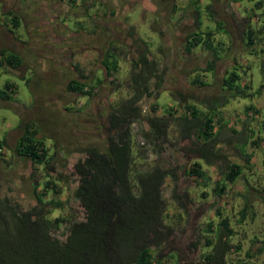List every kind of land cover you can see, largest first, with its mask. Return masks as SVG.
Segmentation results:
<instances>
[{
    "label": "rangeland",
    "instance_id": "obj_1",
    "mask_svg": "<svg viewBox=\"0 0 264 264\" xmlns=\"http://www.w3.org/2000/svg\"><path fill=\"white\" fill-rule=\"evenodd\" d=\"M10 1L12 7L23 9L24 5L30 2ZM77 1L80 2L74 0L72 5L77 4ZM113 4L115 13L118 14L115 19L122 25L118 28L116 41L111 44L116 52L117 70L111 73L108 80L105 79V82L110 83L105 103L118 107L131 94L127 47L132 39H124L126 32L130 31L129 28L134 36L145 43L149 55L158 62V67L165 68L164 81L157 90L156 99L143 100L141 108L143 114L167 117L169 123L165 129L166 134L153 141L149 128L143 121H132L128 126L131 156L134 157L135 165L133 168L138 169L140 166L138 170L141 171L144 164L152 166L157 159L152 148L155 147L154 144H160L164 150L161 157H158V162L168 161L176 174L174 179L166 177L161 186L162 209L168 217L164 223L169 225L170 235L167 245L165 243L154 251V255L160 252V255L164 256L170 251L172 254L176 251L182 262L197 260V255L205 250L202 240L204 236L211 237L214 241V226L218 221L214 212L218 209L228 218L230 227L235 232L229 239L231 251L227 260L230 263L239 262L238 264H246L249 261L264 264V88L260 93L256 91L264 83V0H114ZM173 5L177 7L176 11H173ZM78 6L69 7V11L65 8L64 24L69 31L78 27L79 32L83 31L82 40H85L86 33H92L93 28L82 19L79 14L81 8ZM5 7H0V25L4 19L1 12ZM98 7L102 8L100 5ZM194 8L200 11L201 25L198 29L193 20ZM27 9L29 8L26 7ZM210 9L212 18L208 16ZM95 12L100 13L93 9L89 14L93 15ZM216 20L222 22L220 29L216 28ZM248 27L254 31L256 37L253 45L247 43ZM8 29L0 26V48L10 49V44L7 43H10L11 39H8V42L4 39V35L12 37ZM208 30L213 33L212 48L219 58L212 72L202 71L206 62L213 57L209 49L198 45L188 52L184 50L191 32L204 33ZM158 31L160 35L157 34ZM13 32L23 39L24 32L21 28L13 29ZM99 39L100 35H94L91 43L88 41L87 45L95 46ZM91 54L92 57L88 58L89 65L87 68L82 67L80 72L87 78L85 81L87 88H91L92 99L90 96L67 93L64 83L70 76L62 75V68L52 65L45 57H40V64H34V59L29 57V65H21L16 70L5 71L0 68V88L4 82H11L15 86L13 94L9 93L6 100L0 99V202L10 203L12 206L15 204L21 210L36 205L34 198L36 194L39 195V188L36 192H33L32 188L36 180L37 186H41V178L45 173L41 170L42 167H31L28 160L13 152L15 142L21 134L19 120L33 123V127L38 130L36 137L43 140L49 150L48 154L52 157L50 165L62 174L69 175L72 164L82 157L83 148H103L102 143L108 133L105 131L106 123L102 125L99 119L93 118L95 109H99L102 104L94 95L99 84L89 79V73L95 66L94 55ZM43 61L45 64H42ZM233 69L239 75L237 83L240 88L243 90V85L247 84L244 90L247 95L232 97L221 104L230 93L221 87V81ZM45 72L47 73L44 75ZM195 76L204 85H192L191 80ZM177 91L187 99L217 97V100L211 102L215 105V112L221 114L215 130L218 125H222L218 140L229 142L230 148H226L228 162L241 164L244 158L240 152H252L251 165L245 168L246 178L242 176L237 183L228 187L220 199L211 194L210 188L205 190L207 195L201 197V187L196 186L192 177L184 174L190 157L186 158L178 150V147L185 143L178 142L174 121V118L182 113L181 107L173 101ZM193 103L196 104L195 101ZM250 103L253 108L245 112L246 105ZM150 104H157L159 108L152 112ZM170 106H175L177 110H172V116L163 112ZM200 110L205 111L204 107H200ZM250 129L253 130V138L260 137L258 145L251 144L250 137L247 139ZM52 152H57V156H52ZM205 170L210 177L217 176L215 165L205 167ZM70 178L72 179L71 176ZM57 184L58 193L50 191L43 200L56 199L60 202V207L49 211L48 218L50 221L54 218H60L61 221L64 219L59 223L58 229L52 230L53 236L62 240L67 225L82 218V210L70 195L72 183L65 185L58 181ZM249 188L252 205L245 220L237 224V212L243 204V197L240 195ZM208 221L213 223L211 234L206 230L205 224ZM235 246L238 249L235 250ZM247 251L251 252V256L247 255ZM163 259L164 257L162 264Z\"/></svg>",
    "mask_w": 264,
    "mask_h": 264
},
{
    "label": "trees",
    "instance_id": "obj_2",
    "mask_svg": "<svg viewBox=\"0 0 264 264\" xmlns=\"http://www.w3.org/2000/svg\"><path fill=\"white\" fill-rule=\"evenodd\" d=\"M71 2L75 3L74 0ZM176 8L173 5V11H176ZM192 11L195 27L198 29L201 25L200 11L197 8ZM211 12L210 9L208 11L210 18L213 17ZM3 20V26L9 28L7 30L9 33L20 25L18 18L9 11L4 13ZM215 23L216 28L220 29L221 20H216ZM246 31L247 43L253 45L256 38L254 31L249 27ZM11 34L14 37V34ZM157 34L160 35V31ZM212 34L210 30L204 33L193 31L188 35L184 47L186 52L198 45L211 51L213 57L206 62L202 70L204 72H212L214 64L219 60L212 48ZM129 55L131 94L120 106L111 107L106 118L108 134L103 140V148L98 149L94 146L83 148L82 157L72 164L69 175L57 172L50 165L52 157L48 154L49 150L43 140L36 137L38 130L33 127V123L19 120L21 134L15 142L13 152L18 157L28 160L31 167H42L41 170L45 173L41 178V186H37L38 180L34 177L36 181L32 191L36 192L39 188L37 191L39 195L36 194L34 198L36 205L21 210L15 204L12 206L10 203L0 202V264H162V257L163 264H177L176 251H173L174 254L170 251L164 256H161L160 252L154 255V251L165 243L167 245L170 235L169 225L164 223L168 217L162 209L161 186L166 177L174 179L176 174L168 161L158 162V157H161L164 150L160 144H154L155 147L152 148L157 157L152 166L144 164L141 171L138 170L140 166L138 169L133 168L134 157L131 156L128 133V126L132 121H143L148 126L153 141L161 139L166 134L165 129L169 123L167 117L143 114L141 108L143 100L156 99L157 90L164 81L165 68L158 67V62L149 55L145 43L136 36L130 44ZM100 64L106 77L117 70L115 56L105 55ZM21 65V58L17 53L10 52V49L4 47L0 48L1 69L16 70ZM238 80L239 75L234 69L222 79L221 87L230 93L220 102L221 104L232 97L247 95L244 91L247 84L243 85L242 90L237 83ZM191 84L204 85L196 76L191 80ZM14 87L13 83L4 82L0 88V99L6 100L9 93L13 94ZM263 88L264 83L256 89L257 93ZM66 91L83 97L90 96L91 88H87L85 78L82 76L68 81ZM175 96L173 101L182 109V113L174 118L178 142L185 143L179 146L178 150L186 158L190 157L184 174L192 177L196 186L201 187V197L207 195L205 190L210 188L211 194L220 199L228 187L237 183L242 176L246 178L245 168L251 165L252 152L247 151L243 154L240 152L244 158L241 164L228 162L226 148H230L229 142L218 140L222 125H218V129L215 130L221 114L215 112V105L211 102L217 100V97L187 99L178 91L175 92ZM149 107L152 112L159 108L157 104H150ZM200 107H204L205 111L200 110ZM250 108H253L251 103L246 105L245 112ZM172 110L177 111L175 106H170L163 112L172 116ZM252 131L250 129L247 139L250 137V143L258 145L260 137L253 138ZM56 153L52 152V156H57ZM214 165L217 176L212 178L205 167ZM168 166L169 168H166ZM58 181L65 185L72 183L70 195L82 210V218L67 225L62 240L53 236L52 230L58 229L59 223L64 219L61 221L60 218H54L50 221L48 218L49 211L60 207V202L56 199L43 200L50 191L58 193L56 191ZM251 189L240 195L243 197V204L237 212V224L245 220L251 208ZM214 215L218 217L214 226V241L211 237L204 236L202 240L205 250L190 264L239 263H230L227 260L231 251L229 239L235 234L228 218L218 209ZM205 225L207 232L213 233L212 221ZM234 249L238 247L235 246ZM247 255L251 256V252L247 251ZM246 264L255 263L249 261Z\"/></svg>",
    "mask_w": 264,
    "mask_h": 264
},
{
    "label": "flooded vegetation",
    "instance_id": "obj_3",
    "mask_svg": "<svg viewBox=\"0 0 264 264\" xmlns=\"http://www.w3.org/2000/svg\"><path fill=\"white\" fill-rule=\"evenodd\" d=\"M71 1L72 0H30L26 6L24 5L25 9L18 7L14 8L12 7V3H10L7 12H11L18 18L20 23L19 28L23 30L24 36L23 39H20L10 30V32L14 34V37L4 35V39L5 41H7V38L11 39V42L7 43V45L10 44V52L13 51L17 53L21 58L22 65L26 67L29 65V57L34 59V64H40V57H45L52 65L62 68V75L68 74L70 76L64 83L65 89L66 84L70 80L78 79L82 76L87 79L85 74H82L80 70L82 67L87 68L89 65L88 58H91V53H93L94 60H92L95 66L89 73V79L99 84L98 88L94 91V95H96L95 98L98 102L102 104L99 109H95L93 118L99 119L100 123L103 125L106 123L107 115L111 109L110 104L105 103L108 97L110 84L109 81L105 82V79L108 80L110 76L106 77L104 68L100 63L105 55L116 56V52L113 51L111 44L116 41L118 28H120L122 24L115 19L118 14L115 13L114 0L77 1L75 5H79L78 7L81 8L79 9L80 16H82V19L86 20L89 27L93 28V31L91 30L92 33H90V31L86 33L85 40H82L83 31L79 32L78 27L75 28L76 30H73L74 32L69 31L64 24V18L66 17L65 8H68L69 11V7L72 8L75 6L72 5ZM94 2H97L96 4L100 5L102 8L98 7V5L95 7L96 4H94ZM26 7L29 9L26 10ZM10 8L11 10H9ZM93 9L97 12L100 11V13L97 14L95 12L93 15H90L89 12ZM129 30L130 31H127L124 37L125 41L131 40L134 37L131 28H129ZM90 35H100V39L95 46L87 45L88 41L91 43L93 40V36L90 37ZM129 47L130 44L127 47L128 50ZM87 50H91L92 52ZM34 64H32V66ZM42 64H45V61H43ZM7 70L9 69L5 71ZM46 73L47 72H45L44 75ZM67 93L71 92L67 91ZM71 94L76 95V93ZM92 95L93 94H90V97H85L92 99ZM191 261L192 259L187 261L183 260L182 262L179 256L177 257V264H180V262H182V264H190Z\"/></svg>",
    "mask_w": 264,
    "mask_h": 264
},
{
    "label": "crops",
    "instance_id": "obj_4",
    "mask_svg": "<svg viewBox=\"0 0 264 264\" xmlns=\"http://www.w3.org/2000/svg\"><path fill=\"white\" fill-rule=\"evenodd\" d=\"M10 3H12L10 0H0V7L1 8H3L4 6H6L5 8V10L4 11H2L1 13H2V15L4 16V13L5 12H7V10H8V8L10 7ZM3 23H4V20H3ZM3 23H2V25H3ZM2 25H0V26H2ZM3 27H6L5 25L3 26ZM9 33V32H8ZM11 33V32H10ZM11 36V35H10ZM9 38H7L6 40H8ZM21 79H24V78H22V77H20Z\"/></svg>",
    "mask_w": 264,
    "mask_h": 264
}]
</instances>
